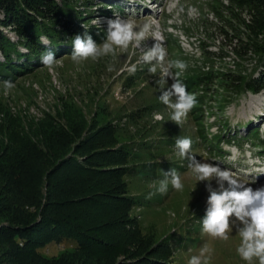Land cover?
Here are the masks:
<instances>
[{
	"label": "rangeland",
	"instance_id": "1",
	"mask_svg": "<svg viewBox=\"0 0 264 264\" xmlns=\"http://www.w3.org/2000/svg\"><path fill=\"white\" fill-rule=\"evenodd\" d=\"M142 1L148 10H143L138 0H68V7L78 23L91 30L97 43L106 38L105 21L109 18L151 21L154 32L143 45L150 47L154 38L162 35L168 58L188 64L181 80L196 77L192 71L200 68L199 76L210 74L188 90L196 94V106L181 125L171 121L172 110L158 99L160 67L151 73L153 65L143 63L142 49L133 46L126 51L117 49L115 57L82 64L72 62L70 53L56 55L53 69L42 64L31 67L10 80L16 87L8 92L0 80V225L13 222L12 213L19 202L25 203L18 208L22 213L36 215L45 198L46 170L62 156L92 152L96 145L85 142L95 136L96 143L111 140V149H122L134 162L124 166L126 174L121 178L125 195L133 198L123 222L134 221L143 247H122L108 263L96 260L91 253L92 257L78 252L76 243L66 238L24 249L20 238L4 232L0 234V264H124L136 256L131 262L139 263L151 256L152 250L163 253L169 264H188L206 242L214 248L210 264H246L236 252L239 238L235 228L228 241L211 240L203 232L207 182H197L189 161L177 155L175 140L190 137L197 159L233 171L253 189L264 185V88L252 93L243 87L247 79L258 76V57L250 52L242 59L236 57L248 35L235 42L228 31L217 34L207 30L219 24L214 15L203 18L210 8L207 0ZM221 1L226 5V0ZM213 10L214 14L220 12ZM224 10L233 18L237 15L234 10ZM255 11L258 14L242 16L252 27L261 24L257 16L261 17L263 10ZM4 18L1 10L0 19ZM10 29L3 32L13 39ZM43 43L47 41L43 39ZM206 46L211 55L202 53ZM132 64L137 65L134 74L127 71ZM238 73L244 81L236 90ZM171 83L168 79L164 87ZM154 122H160V130L150 128ZM146 134L151 137L143 139ZM171 168L181 174L184 190L175 191L169 185L167 193L146 198L154 191L153 183ZM211 184L216 187L215 180Z\"/></svg>",
	"mask_w": 264,
	"mask_h": 264
},
{
	"label": "trees",
	"instance_id": "2",
	"mask_svg": "<svg viewBox=\"0 0 264 264\" xmlns=\"http://www.w3.org/2000/svg\"><path fill=\"white\" fill-rule=\"evenodd\" d=\"M226 1L224 5L221 0H207L210 8L203 14V18L208 19L209 15H214L219 24L215 28L207 27V30L212 29L217 34L228 31L229 38L235 42H240L244 34L248 35L244 47H241L240 53H236V57L242 59L248 52L258 57V76L247 79L243 85L245 89L256 93L264 88V0ZM224 8L234 10L236 17L228 15ZM260 8L263 10L261 17L255 16L260 18L261 24L252 27L249 25L250 21L248 23L242 19L247 12L258 14L255 10ZM213 9H220V12L214 14ZM1 10L5 14V18L0 19L2 81L13 80L14 76L41 65L42 55L49 50L54 51L55 55L71 54L72 37L84 33L91 35V30L81 26L76 20L77 16L69 11L68 0H0V12ZM9 26L12 27L9 31L15 36L13 39L3 32ZM43 39L47 44L43 43ZM223 40L228 41L225 37ZM202 53L206 56L212 52L206 46L202 48ZM200 71L203 69L193 70V73H197L196 77L192 75L193 77L182 80L188 81L185 82L187 90L198 85V81L210 78L209 73L199 76ZM237 75L236 90L244 81L242 74ZM154 123L150 128L160 130V122ZM94 137L90 138V142H85L96 145L92 152L62 156L46 170V193L39 212L36 215L30 211L22 213L18 208H22L25 203L19 202L17 210L12 213L13 222L7 226L0 225V234L9 232L11 237L20 238L24 249L66 238L76 243L78 252L85 256L93 254L96 260L108 263L112 261L113 253L122 247H143L144 240L134 221L123 222L132 207L133 198L125 195L121 178L126 174L124 166L134 162L130 161L122 149H111V140L96 143L97 139ZM142 137L147 139L151 135ZM28 206L34 207V204ZM123 211L125 212L122 213ZM146 257L139 263L131 262L137 256L131 257L124 264H169L163 253L159 254L154 250L151 256Z\"/></svg>",
	"mask_w": 264,
	"mask_h": 264
},
{
	"label": "clouds",
	"instance_id": "3",
	"mask_svg": "<svg viewBox=\"0 0 264 264\" xmlns=\"http://www.w3.org/2000/svg\"><path fill=\"white\" fill-rule=\"evenodd\" d=\"M105 23L107 25L106 38L101 43H97L87 33L74 36L71 61L75 64H82L106 56L115 57L117 49L126 51L130 46L142 49L141 61L153 65L149 71L154 74L157 71V65L160 67L159 101L172 110L171 121L177 125L184 123L197 104L196 94L189 92L187 85L180 78L188 67L187 62L168 58L162 35L155 37L150 47L143 45L148 36L154 32V25L149 20L138 22L132 17L117 16L107 19ZM41 63L53 69L57 63L55 52L49 50L44 53ZM174 69L176 71H173ZM136 70V64L130 65L127 69L131 74H134ZM168 79L172 83L164 87ZM15 87L12 81H3L5 92ZM158 119H163V117L159 116ZM192 144L190 137H178L175 140L177 155L189 161L188 167L195 174L197 182H207L206 190L209 195L201 220L203 232L211 240L228 241L230 233L235 228L239 238L236 248L239 257L246 264H264V185L253 189L233 171L217 163L197 159L192 154ZM213 180L216 181V187L211 184ZM169 185L175 191H183L185 188L181 174L174 168L164 171L163 179L153 183L154 191H150L146 198L150 199L157 193H167ZM213 253L214 248L206 242L200 247L198 254L189 259L188 264H210Z\"/></svg>",
	"mask_w": 264,
	"mask_h": 264
},
{
	"label": "bare ground",
	"instance_id": "4",
	"mask_svg": "<svg viewBox=\"0 0 264 264\" xmlns=\"http://www.w3.org/2000/svg\"><path fill=\"white\" fill-rule=\"evenodd\" d=\"M138 1H140V6H141V8H143V10H145V9H147L148 8V4H146V3H144V1H142V0H138ZM148 10V9H147Z\"/></svg>",
	"mask_w": 264,
	"mask_h": 264
}]
</instances>
